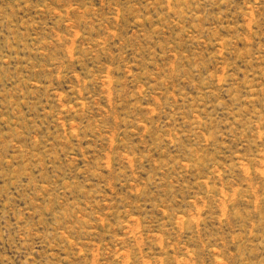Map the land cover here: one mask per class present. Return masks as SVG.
Here are the masks:
<instances>
[{"label": "rangeland", "instance_id": "rangeland-1", "mask_svg": "<svg viewBox=\"0 0 264 264\" xmlns=\"http://www.w3.org/2000/svg\"><path fill=\"white\" fill-rule=\"evenodd\" d=\"M0 264H264V0H0Z\"/></svg>", "mask_w": 264, "mask_h": 264}]
</instances>
